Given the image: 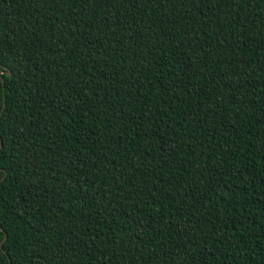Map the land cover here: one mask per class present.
Returning <instances> with one entry per match:
<instances>
[{"label":"trees","instance_id":"obj_1","mask_svg":"<svg viewBox=\"0 0 264 264\" xmlns=\"http://www.w3.org/2000/svg\"><path fill=\"white\" fill-rule=\"evenodd\" d=\"M0 67V264H264V0H0Z\"/></svg>","mask_w":264,"mask_h":264},{"label":"water","instance_id":"obj_2","mask_svg":"<svg viewBox=\"0 0 264 264\" xmlns=\"http://www.w3.org/2000/svg\"><path fill=\"white\" fill-rule=\"evenodd\" d=\"M2 69H3V73H7V74H9L10 73V71L9 70H7L5 67H2ZM1 79H2V83H3V76L1 75ZM0 115H1V112H0ZM6 237H7V234L5 233L4 234V236H3V239L0 241V247L2 248V250L5 252V250L3 249V242L5 241V239H6ZM6 253V252H5ZM7 255V254H6ZM8 257V256H7ZM8 261H9V264H10V260H9V258H8Z\"/></svg>","mask_w":264,"mask_h":264},{"label":"snow or ice","instance_id":"obj_3","mask_svg":"<svg viewBox=\"0 0 264 264\" xmlns=\"http://www.w3.org/2000/svg\"><path fill=\"white\" fill-rule=\"evenodd\" d=\"M3 74V69H2V67H0V75H2ZM3 228V224L2 223H0V229H2ZM3 239V237H2V235H0V240H2Z\"/></svg>","mask_w":264,"mask_h":264}]
</instances>
